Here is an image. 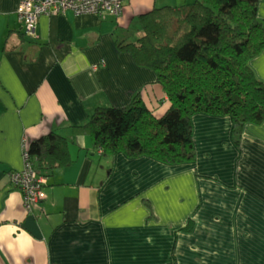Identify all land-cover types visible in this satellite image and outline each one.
<instances>
[{
	"label": "crops",
	"instance_id": "0c3cea01",
	"mask_svg": "<svg viewBox=\"0 0 264 264\" xmlns=\"http://www.w3.org/2000/svg\"><path fill=\"white\" fill-rule=\"evenodd\" d=\"M19 1L0 0V264H264V121L247 123L237 143L231 115L198 112L195 158L175 163L104 153L75 129L97 107L138 94L165 114L156 71L120 43L144 33L142 13L194 0L43 14L34 36ZM251 64L264 80V50ZM52 130L71 138L75 161L55 170L29 211L10 172Z\"/></svg>",
	"mask_w": 264,
	"mask_h": 264
},
{
	"label": "trees",
	"instance_id": "16d2710c",
	"mask_svg": "<svg viewBox=\"0 0 264 264\" xmlns=\"http://www.w3.org/2000/svg\"><path fill=\"white\" fill-rule=\"evenodd\" d=\"M260 0H194L140 15L144 33L122 42L136 62L153 68L171 102L157 117L138 94L127 106L102 105L76 131L104 153L148 154L175 163L195 158L193 116L231 115L239 143L245 125L264 121V80L251 61L264 50ZM71 138L50 131L27 146L48 179L73 164Z\"/></svg>",
	"mask_w": 264,
	"mask_h": 264
},
{
	"label": "built area",
	"instance_id": "2783aa9c",
	"mask_svg": "<svg viewBox=\"0 0 264 264\" xmlns=\"http://www.w3.org/2000/svg\"><path fill=\"white\" fill-rule=\"evenodd\" d=\"M124 9V0H20L18 13L29 35H36L39 19L44 15H53L72 10L77 14L120 15ZM12 184L22 189L25 206L31 211L47 197L45 186L48 178L41 174L24 149V166L10 172Z\"/></svg>",
	"mask_w": 264,
	"mask_h": 264
},
{
	"label": "rangeland",
	"instance_id": "374dc122",
	"mask_svg": "<svg viewBox=\"0 0 264 264\" xmlns=\"http://www.w3.org/2000/svg\"><path fill=\"white\" fill-rule=\"evenodd\" d=\"M166 4H169L170 5V3H166ZM171 4H173V3H171ZM67 136V135H66ZM27 147V146H26Z\"/></svg>",
	"mask_w": 264,
	"mask_h": 264
}]
</instances>
